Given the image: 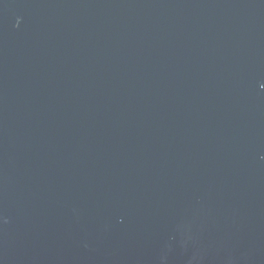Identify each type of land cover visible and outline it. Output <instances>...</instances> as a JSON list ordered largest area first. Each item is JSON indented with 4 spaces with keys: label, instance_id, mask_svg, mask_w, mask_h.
<instances>
[{
    "label": "water",
    "instance_id": "obj_1",
    "mask_svg": "<svg viewBox=\"0 0 264 264\" xmlns=\"http://www.w3.org/2000/svg\"><path fill=\"white\" fill-rule=\"evenodd\" d=\"M0 264H264V0H0Z\"/></svg>",
    "mask_w": 264,
    "mask_h": 264
}]
</instances>
